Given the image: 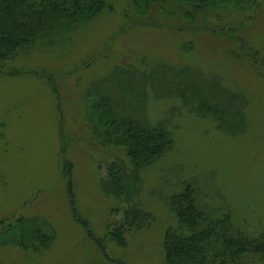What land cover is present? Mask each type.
<instances>
[{
  "label": "rangeland",
  "instance_id": "374dc122",
  "mask_svg": "<svg viewBox=\"0 0 264 264\" xmlns=\"http://www.w3.org/2000/svg\"><path fill=\"white\" fill-rule=\"evenodd\" d=\"M231 11L211 17L212 28L236 30L243 47L209 30L131 22L124 30L116 10L54 45L57 55L41 49L0 64V264H162L165 231L187 233L167 205L187 185L203 216L199 229L228 214L233 235L263 236L264 78L246 53L264 61V11L242 30ZM189 41L191 50L180 48ZM96 81L105 109L96 96L86 99ZM124 118L162 124L174 141L132 189L135 221L125 219L127 202L110 199L107 185L103 191L107 166L119 160L128 168V160L98 135ZM205 247L212 257L222 243Z\"/></svg>",
  "mask_w": 264,
  "mask_h": 264
},
{
  "label": "trees",
  "instance_id": "16d2710c",
  "mask_svg": "<svg viewBox=\"0 0 264 264\" xmlns=\"http://www.w3.org/2000/svg\"><path fill=\"white\" fill-rule=\"evenodd\" d=\"M113 3L112 0H0V64L17 57L32 56L34 52L42 50L51 56L57 55L58 52L52 50L55 49L54 45H67L72 41L73 35L85 28L89 22L94 23L100 18L110 17L116 10L121 14V26L124 30L127 22L135 27L149 24L159 28H177L179 31L209 30L216 36L225 34L243 47L236 30L212 28L211 17L220 19L223 18L222 13H231L234 10L242 30L247 19L255 17L258 10L264 11V0H126L118 7ZM258 6L260 7L257 10ZM251 10L252 15H248ZM257 14H260L259 11ZM262 18L264 19V12ZM190 43H182L180 48L191 50ZM252 52L246 54L252 56L258 75L264 78V61L257 58V52ZM99 86V81L92 82L86 91L89 93L86 99L91 100L92 96H96L98 104L101 102L105 109L108 100L103 98L100 101V91H95L99 90ZM141 121L124 118L118 124H110L104 136L98 135V144L122 149L128 160V168L124 161L110 163L106 169L107 182L102 186L103 191L107 185L108 191L113 193L107 194L110 199L115 198L116 201L121 198L129 204L124 215L126 220L132 221L139 217V210L136 209L140 203L134 204L130 201L135 194L133 187L136 189L140 183L141 172L163 160L174 145L173 134L164 125L151 128ZM128 176L133 178L132 183L121 184ZM130 184L131 188L127 186ZM72 195L70 193L71 198ZM167 205L173 215L172 219L178 225L182 224L187 233L173 234L171 228L165 231L162 239V264H246L243 260L246 257H250L253 264L255 261L264 263V234L259 239L245 237L240 233L233 235L232 221L228 214H224L223 219L218 221H205L204 226L199 229L203 216L196 205L195 194L190 185L185 186L182 193L171 196ZM141 213L147 217L143 211ZM76 219L87 230L86 219ZM88 235L91 236L89 231ZM112 236L116 244L125 246L121 232L114 231ZM36 237L39 240L43 238L42 241L46 242V238L40 234ZM213 240L222 243V247L218 255L211 253L214 257H209L205 246ZM21 247L25 251L28 249L23 242ZM101 252L106 257L104 251Z\"/></svg>",
  "mask_w": 264,
  "mask_h": 264
}]
</instances>
